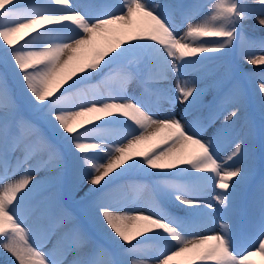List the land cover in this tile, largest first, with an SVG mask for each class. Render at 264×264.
<instances>
[{"label": "snow or ice", "instance_id": "snow-or-ice-1", "mask_svg": "<svg viewBox=\"0 0 264 264\" xmlns=\"http://www.w3.org/2000/svg\"><path fill=\"white\" fill-rule=\"evenodd\" d=\"M250 20L264 28V0H0L4 264L264 256V175L251 186L257 139L264 162V71L249 76L251 89L227 66L214 92L200 87L207 66L237 49L264 66V37L247 36ZM188 74L195 78L181 80ZM133 82L142 94H129ZM42 170L70 174L71 193L91 185L81 200L107 246L63 207L59 183L54 198H36ZM148 177L144 204L137 196ZM44 218L66 229L47 252Z\"/></svg>", "mask_w": 264, "mask_h": 264}, {"label": "rangeland", "instance_id": "rangeland-1", "mask_svg": "<svg viewBox=\"0 0 264 264\" xmlns=\"http://www.w3.org/2000/svg\"><path fill=\"white\" fill-rule=\"evenodd\" d=\"M77 1V0H76ZM83 0H81L82 2ZM245 32L248 37L259 40L264 37V28H261L256 20H250L245 23ZM99 42V38H98ZM257 55H264V53L256 51ZM246 60L242 58L239 54V49L231 52L228 57H226L223 61H217L213 64L207 66L205 73L200 77V87L206 89L207 93H212L215 91V87L223 82L225 67L227 66L230 69V74L239 79L243 84H245L249 89L253 88L254 85L251 84L249 80V76L253 73L258 74L261 71H264V66H256L254 68H249L245 64ZM0 71H2V67H0ZM195 78L194 74L182 75L181 80L191 81ZM96 81H93L95 83ZM176 85V80L173 78L171 80L170 86L174 89ZM161 91L163 89L169 87L168 82H161L157 86ZM140 91V92H139ZM128 92L130 94L138 95L144 92V86L140 83L133 82L128 87ZM154 99V97H153ZM162 106L167 107L166 104ZM26 115H30L29 113H25ZM249 116L254 119L259 125L261 120V114L258 106H252L249 109ZM191 119V117H189ZM261 175H264V162L260 159V148H259V139H257V159L255 165V172L251 181V186H255L261 178ZM36 179L41 181V191L37 194V199L42 200L45 198H54L58 191L57 184L60 185V200L63 207L73 214L75 220L84 227L89 234L92 236L94 240L101 244H105L107 246V241L105 240L103 234L99 232L96 227L89 221L86 213L85 207L87 201H82L81 197L84 196L91 185L86 182L81 186L80 190L75 193L70 192V186L72 177L70 174H58L53 170H42L37 173ZM152 178H144L140 182L147 184L148 189L141 192L137 199L144 204H147L151 201L153 192H152ZM246 210V208H245ZM244 212L241 213V220L243 221ZM40 227L46 233L47 239L45 240L43 251L47 252L52 249L53 245L57 243L60 239L61 235L66 231L65 227L57 226L54 218H44L41 220ZM211 234V233H209ZM76 257V254H70L67 259L68 261H72ZM8 259V256L0 251V264H4V261ZM14 259V258H13ZM251 263L254 264H264V256L259 255L258 253L249 257Z\"/></svg>", "mask_w": 264, "mask_h": 264}, {"label": "bare ground", "instance_id": "bare-ground-1", "mask_svg": "<svg viewBox=\"0 0 264 264\" xmlns=\"http://www.w3.org/2000/svg\"><path fill=\"white\" fill-rule=\"evenodd\" d=\"M75 2L76 3H81V0H75ZM82 2H84V0L82 1ZM245 64L249 67V68H254V67H256V66H253V65H251V64H248V63H246L245 62ZM140 92V91H139ZM130 94V93H129ZM140 94H142V93H140ZM130 95H133V94H130ZM134 95H138V93L136 94V92H135V94ZM251 264H254V263H251Z\"/></svg>", "mask_w": 264, "mask_h": 264}]
</instances>
